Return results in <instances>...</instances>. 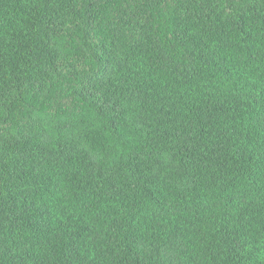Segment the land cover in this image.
Instances as JSON below:
<instances>
[{
    "label": "trees",
    "instance_id": "trees-1",
    "mask_svg": "<svg viewBox=\"0 0 264 264\" xmlns=\"http://www.w3.org/2000/svg\"><path fill=\"white\" fill-rule=\"evenodd\" d=\"M0 264H264V0H0Z\"/></svg>",
    "mask_w": 264,
    "mask_h": 264
}]
</instances>
